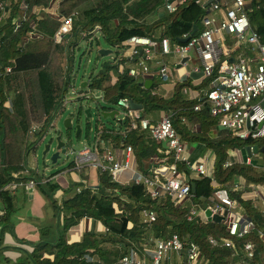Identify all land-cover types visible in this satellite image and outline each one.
<instances>
[{"label": "trees", "instance_id": "trees-1", "mask_svg": "<svg viewBox=\"0 0 264 264\" xmlns=\"http://www.w3.org/2000/svg\"><path fill=\"white\" fill-rule=\"evenodd\" d=\"M2 1L6 3L7 13L0 21V209L3 211L0 216V264H120L121 257L131 248L142 255L146 246L153 245L151 238H165L172 232L178 235L183 248L189 241L199 245L201 256L197 264H236L232 249L209 242V237L227 235L221 222L201 218L198 214L190 220L186 218L192 206L198 212L207 208L214 184L208 177L190 169L185 162H178L177 168L189 186L194 183V192L190 190V202L184 206L175 205L166 196L150 198L144 182L117 183L106 172L99 171L98 183L92 187L75 181H69L64 187L53 179L60 171L45 175L43 171L28 168L24 172L30 151L32 153L37 140L62 109V100L72 80L75 49L82 33L91 37L89 43L95 34H99L108 47L116 50L122 49L125 40L132 35L154 40L166 37L171 46L182 45L187 42H181L182 38L196 35L203 29L201 18L206 13V6L202 0H185L171 13L162 8L164 0H60V15L73 16L70 36L60 44L52 40L60 20L41 12L37 17L35 12L45 8L50 0ZM249 1L252 5L248 13L249 22L264 45V0ZM21 4L25 6L23 10ZM31 24L39 33L38 37L27 38ZM94 26L99 27L96 33L92 32ZM194 26L196 30L192 34ZM63 52L67 60L65 66L60 65L55 56ZM102 67L107 69L108 64L104 63ZM103 68L89 75L85 89H100L106 109L118 106L121 98L142 104L144 108H171V122L178 136L182 140L203 141L213 150V178L228 189L229 196L240 203L256 228L264 232V216L260 210L250 200L242 199L240 191L229 187V183L239 175L246 182L264 184V173L244 163L223 166L228 149L252 144L261 147L264 146V137L239 139L226 129L227 136L217 140L193 135L181 122L182 116L189 119L193 114V103L181 99L180 85L172 98L164 99L150 94L139 84L138 77L128 75L125 69L113 85L103 86L107 79ZM215 74L208 77L207 82ZM7 100L9 108L4 105ZM202 112L208 113L205 106L194 114L203 116ZM32 125H37L34 131H31ZM107 131H114L117 139L131 145L139 163L153 153L155 140L147 131L129 130L125 119L119 124V129L100 127L92 137L107 136ZM143 131L148 137H144ZM86 138H91L89 132H86ZM70 167H74L72 162L67 168ZM20 171L21 175L14 176L13 173ZM28 180L35 182L51 211L50 219L38 227L39 237L32 242L16 236L14 195L6 188L11 183L25 188ZM59 190L64 194L60 199L56 197ZM143 210H153L155 220L147 222L142 216ZM83 217L100 221L105 230L86 231L79 241L69 243L68 229ZM5 233L11 234L19 246L3 245ZM246 241H252L257 251L262 249L257 231L253 230L235 241L240 255V248ZM9 251L16 254L14 258L7 255ZM180 264H186L184 259Z\"/></svg>", "mask_w": 264, "mask_h": 264}, {"label": "built area", "instance_id": "built-area-1", "mask_svg": "<svg viewBox=\"0 0 264 264\" xmlns=\"http://www.w3.org/2000/svg\"><path fill=\"white\" fill-rule=\"evenodd\" d=\"M185 0H164L163 9L168 12H174L184 4ZM246 0H231L229 3H221L219 0H211L207 13L202 17L203 29L196 35L188 37L185 44L171 46L168 38L163 37L160 40H154L147 36L132 35L125 40L124 47L117 50L119 53H125L127 59H132L135 67H126L127 74L133 77H144L152 72L151 63L159 53L162 55L172 54L177 57L176 63L185 65L181 59L188 57L191 50H195L200 67L194 71H202L203 76L211 77L217 66L216 74L211 79V86L206 91L201 103L193 108L198 110L204 104L210 116L217 119L218 124L228 130L232 136L239 139H258L264 137V45L260 42L258 33L252 28L248 13L252 10L251 6L246 5ZM5 1L0 0V21L5 17ZM5 10V11H4ZM216 12L222 16L219 18ZM60 24L53 34L52 40L56 44L65 42L70 36L72 30L73 16H59ZM98 26H94L92 32H98ZM232 35L234 46H246L249 50L256 52L254 59L240 53L235 59L228 60L225 56L220 60L223 54L222 45L225 35ZM31 24L27 38L38 37ZM88 34L82 33V38H87ZM91 39V38H90ZM159 48V52L158 49ZM125 69H120L122 73ZM9 70V68H7ZM168 67L162 63L158 66L156 73L164 80L167 79ZM79 96L92 97L90 90L77 93ZM67 101L62 100V105ZM120 107L121 119L128 123V129L144 130L148 132L150 138L157 142H164L169 154L172 156V162L169 164L150 169L148 173L135 171V178L131 182L146 184V194L150 198H159L166 196L171 198L175 205L184 206V203L190 198L189 183L181 176L178 168V162H185L190 169L199 175L208 177L214 184L213 196L206 209L211 213L222 216L221 223L225 227L226 236L209 237L212 245H220L232 249V255L237 258V264H264V232L257 229L253 220L240 213V203L229 196L228 189L218 183L213 178V169L209 168L203 159L194 162L188 161L187 143L183 141L172 126L171 115L162 116L158 121L150 120L140 116L138 111L132 109L127 98H121L118 101ZM55 117L53 118V120ZM53 121L50 123V126ZM37 125L31 126L34 131ZM101 140L97 139L93 146H83L79 149H70L69 154L73 156L72 163L74 168L80 169L85 163L106 172L111 178L120 183V174L130 168L129 161L134 159V153L131 145H126L123 149L124 158L122 161L115 159L111 150L102 148L99 144ZM252 164L250 159L245 161ZM231 165V161L226 160L223 166ZM264 171V167L262 169ZM35 185L33 180L25 183L27 189ZM8 186V185H7ZM15 183L9 184L13 189ZM232 189L240 191L242 199L258 201L262 204L264 210V184L246 183L243 179L233 182ZM198 211L192 206L186 215L190 220L197 215ZM142 216L147 222L155 220L153 210H143ZM256 230L261 250L257 251L252 241L243 243L240 255L239 248L235 241L243 238L251 231ZM153 250L150 254L143 252L138 255L134 249L122 256L120 264H145V256L149 258V264H180L184 259L186 264H197L201 252L197 243L189 241L183 248L182 243L175 232H172L165 238H151Z\"/></svg>", "mask_w": 264, "mask_h": 264}, {"label": "crops", "instance_id": "crops-1", "mask_svg": "<svg viewBox=\"0 0 264 264\" xmlns=\"http://www.w3.org/2000/svg\"><path fill=\"white\" fill-rule=\"evenodd\" d=\"M59 1L60 0H50L49 4L45 8H40L39 10L35 11L37 12L36 13L38 15L37 17H39L41 12L42 14L45 13L50 17L58 19L59 16H61ZM207 1L208 0H202L203 5L206 6V13H207V8L209 7L210 4V2L206 4ZM246 1H247L246 5L252 7L251 2L249 0ZM219 2L229 3L231 2V0H219ZM24 7L25 6L21 4L20 7L22 8L21 10H23ZM216 15L218 18L222 16L220 12H216ZM152 20H154V18H152ZM230 39L231 42L229 44ZM233 41L234 38L232 35L228 34L224 36V43L222 45L223 54L221 55L220 60H222L225 56L227 57L228 60L235 59L236 56L240 53H243L245 56L250 57L252 59H254V57H257L256 52L249 50L248 47L246 46L235 48ZM232 42H233V46H232ZM228 47H230V49ZM110 49H112V52L115 51L117 53L118 60L115 61L114 60L115 57H114L112 62L108 64L107 69L106 68L104 69L102 67L107 75V79L104 81L103 86L113 85L117 81L119 74H121L120 69H125L126 67H135L134 61L132 59H127L125 53L121 54L115 48H110ZM157 50L158 52L160 51L159 48ZM193 51L195 57L190 58L188 56L187 60L185 61L186 64L180 65V67H177L178 63H176V60H172V58H170V55H162L159 53V55L153 59V62L150 65L152 69L151 74L145 75L144 77L139 76L138 82L139 84H142L143 88L149 91L150 94H156L157 96L162 97L164 99L172 98V96L175 93L176 87L180 85L179 93L181 99L193 103L192 105L193 114L189 116L190 117L189 119L182 116L181 122H183L186 125L188 132H190L191 134L196 136L206 137L212 140H217L227 136L226 130L218 124L217 119L215 117L209 116L208 113H204V112H202L204 117L200 115L198 117L195 116L196 112H198L199 110L201 112V108L195 110L193 107L196 104L202 102L206 91L211 86V82H210L211 80L207 82V77L199 73L201 70L194 71L196 67L198 66L200 67V62L198 60L195 50ZM190 53H192V50L190 51ZM162 63L166 64L168 67L167 70L168 76L166 80L162 79L156 73L158 66ZM217 66L214 69V73H216ZM86 85H87V81H86ZM86 85L84 87H87ZM95 90L96 93L91 91L93 94L92 98H94V101L105 102L102 98L103 97L102 91L100 89H95ZM65 98L68 99L67 95ZM5 103H9V100H7ZM202 106L205 105L203 104ZM6 107L9 108L10 103L9 106ZM113 108H115V106H113ZM134 110L138 111L141 117L146 118L151 122H156L162 116L167 114H170L171 116L173 115V111L171 108L170 109L144 108L142 104H140L139 108ZM115 117L120 119V121L117 122L118 124H120L122 121L120 112H118V114ZM107 133H109L107 134V136H103L100 138L99 136H95V139L94 138L87 139L85 137V139L82 140L81 147L93 146L97 138H99V140H101V143L99 144L100 150H102V148L109 149L112 151L116 160L122 161L124 158L123 149L125 148L126 144L121 139H117L116 133L114 131ZM143 134L145 138L148 137L147 132L143 131ZM183 141L187 143L189 162H194L199 159H203L207 164V166L213 169L215 155L211 148L207 147L203 141L202 142L199 140L187 141L186 139ZM154 145L155 146L153 149V153L148 157L142 158L141 163L138 162L134 152V148L131 146L134 153V159H131L129 161L130 168L124 170L120 174L119 182L121 184L130 183L132 179L135 178L136 175L135 171L148 173L150 169L152 170L154 168L163 167L169 164L170 162H172L171 156L164 142L155 141ZM244 147L245 146L241 148L228 149L226 160L231 161V164L233 163L247 164L244 161L247 158H249L252 163L249 165H251L257 171L264 173V171L262 170L264 167V153L257 152V153L248 154ZM1 159H2V151H1V138H0V166H1ZM28 168H34L36 170H39L37 168L34 157L31 156V151L27 156L26 169L24 170V172H27ZM13 174L14 176L16 175L19 176L21 175V171ZM98 174H99L98 168L92 166L89 163H85L80 169L70 167V168H66L65 170H61L60 172H58L53 176V179L56 180L58 183L62 184L64 187L68 185L69 181L80 182L82 186L92 187V186H96L98 183ZM241 179L245 181L243 176L241 175L236 176L229 183L230 185L229 187H232L233 182L240 181ZM246 183H252V182H246ZM8 186H6V188L9 189V191L11 190L10 192H12L14 195L15 213L13 215L14 216L13 218L15 219L14 228H15L16 236L20 239L26 240L27 242L35 241L39 237L38 227L42 223H45L50 219L51 211L46 204V200L38 191L36 185H34L30 189H27L26 187L22 188L20 186L10 189ZM63 195L64 194L61 190L57 191L56 193V197L59 199L62 198ZM189 202L190 200L186 201L184 205ZM249 202L252 203L254 207H257L260 210L262 216H264L263 206L260 202L251 201V200ZM238 207H239V212L246 215L243 207L241 205ZM205 210L206 209H202L201 210L202 212L199 210L198 215L201 218H207V216L205 215ZM2 214L3 211L0 209V216ZM89 230H94L96 232H103L105 230V227L98 220H94L90 217H83L79 219L77 224L71 226L68 229L67 241L69 243L79 241L81 235ZM3 245L19 246L14 240V237H12V235L9 233L4 234ZM144 250L146 251L147 255L150 254L153 250V245L151 247H147V248L145 247ZM7 255H9V257L14 258L16 254L14 252L9 251ZM236 264H237V259H236Z\"/></svg>", "mask_w": 264, "mask_h": 264}, {"label": "rangeland", "instance_id": "rangeland-1", "mask_svg": "<svg viewBox=\"0 0 264 264\" xmlns=\"http://www.w3.org/2000/svg\"><path fill=\"white\" fill-rule=\"evenodd\" d=\"M96 37V38H95ZM91 37L87 38H82L81 36L78 38V46L75 49L74 53V62H73V67H72V80L70 87L68 88L67 91V101L65 104L62 105V109L59 113V115L54 119L53 121V126L48 127L44 133H42L41 137L37 140L36 142V147L32 151L31 156L34 157L37 168L40 171H43L45 174H52L61 170H65L70 162H72L73 156L70 154H61L60 157L57 159L55 164H51L49 161V156L52 152L50 150L45 156L41 155L43 145L50 139V136L53 134L54 131L56 133L59 130H62V122L64 118L68 116H74L73 113L77 110L76 108L81 104L82 108L87 107V106H92L93 99L92 98H83L80 101H77V93H80L81 91L87 90L85 87H81L80 84L82 81H87L89 78V75L96 74L100 69H102L103 64L107 63L109 64L112 62L113 58L114 60L117 59V53L113 51L112 53H108L107 55H99L97 54V49L98 48H110L106 44V42L101 38L99 34H95L94 38L92 39V42L90 39ZM99 42V46H96V40ZM170 58L172 60L177 61V57L169 54ZM56 61L60 63V65L65 66L66 64V59H65V54L63 53H57L56 55ZM189 57H195L194 51L192 50V53L189 54ZM190 63V61H189ZM93 92L96 93V90H93ZM100 101H97L99 103ZM5 106H9V103H5ZM115 109L120 110V107L116 106ZM91 112H92V117L91 118H86L84 114L81 112L79 116V123L81 125V134L78 138L74 137V129L72 128L71 131V141L67 144V148L71 147L73 149H79L82 146V140L85 139L86 137V125L85 123L88 121L89 124L91 125L92 128H97L100 129V127L104 128H110L113 130L119 129V124L114 121L110 120L109 118L106 119H96V114H95V109L94 106L91 107ZM75 118L72 119V126L75 124ZM96 130V129H94ZM93 132H90L89 135L91 136L90 139H92ZM101 131H99L100 133ZM109 132V131H107ZM93 133V134H92ZM43 137V138H42ZM99 139V138H97ZM54 146V144L52 145ZM147 248V246H146ZM146 251L144 250V253ZM148 256V255H147ZM144 263L148 264L149 263V258L145 256Z\"/></svg>", "mask_w": 264, "mask_h": 264}, {"label": "water", "instance_id": "water-1", "mask_svg": "<svg viewBox=\"0 0 264 264\" xmlns=\"http://www.w3.org/2000/svg\"><path fill=\"white\" fill-rule=\"evenodd\" d=\"M210 0L206 2L208 4ZM196 28L195 26L193 27V32H195ZM188 40V37L182 38L181 42H186ZM108 53H112V49L110 48H98L97 49V54L99 55H107ZM187 57H184L181 59V62L186 61ZM181 63L177 64V67H180ZM202 74V71L199 72ZM86 85V81H82L80 86L84 87ZM83 98H92V97H85V96H79L77 95V101L82 100ZM93 103L92 106H87L83 107L81 104L76 108L77 110L73 113L74 116H68L64 118L62 122V130H59L57 133L56 131L53 132V134L50 136V139L43 145V149L41 152V155L45 156L50 150H52L50 156H49V161L51 164H55L57 159L60 157L61 154H69V150L73 149L71 147L67 148V144L71 141V129H74V137L78 138L81 134V125L79 123V116L81 112L84 114L86 118H91L92 117V112H91V107L94 106L95 109V114H96V119H106L109 118L110 120H114L116 122H119L120 119L116 118L115 116L118 114V110L115 108H112L110 110H107V104L103 101H100L97 103V101H94V98H92ZM130 107L132 109H137L140 107V104L133 102L132 100H129ZM75 118V124L72 126V119ZM86 125V132H93L94 129L97 128H92L89 122L87 121L85 123ZM53 126V125H51ZM50 126V127H51ZM96 130H94L95 132ZM93 134V133H92ZM43 138V137H42ZM54 144V146H52ZM165 144V143H164ZM245 150L248 154L251 153H257L261 152L264 153V146L258 147L256 144L252 145H246ZM190 190L191 192H194V183L190 184ZM205 215L207 216L208 219H212L216 222H221L222 216H219L218 214L211 213L209 209L205 210Z\"/></svg>", "mask_w": 264, "mask_h": 264}]
</instances>
